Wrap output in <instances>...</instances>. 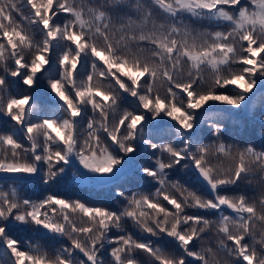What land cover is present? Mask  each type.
Masks as SVG:
<instances>
[{
  "label": "snow or ice",
  "instance_id": "snow-or-ice-1",
  "mask_svg": "<svg viewBox=\"0 0 264 264\" xmlns=\"http://www.w3.org/2000/svg\"><path fill=\"white\" fill-rule=\"evenodd\" d=\"M0 264H264V0H0Z\"/></svg>",
  "mask_w": 264,
  "mask_h": 264
},
{
  "label": "trees",
  "instance_id": "trees-1",
  "mask_svg": "<svg viewBox=\"0 0 264 264\" xmlns=\"http://www.w3.org/2000/svg\"><path fill=\"white\" fill-rule=\"evenodd\" d=\"M220 107H226V106L221 105ZM71 177H72V170H69L68 171V176H67V178L65 180V184H69V181L71 180ZM70 189L78 190L77 186L69 185V188L61 187L59 189V191L61 193H63V192L68 191ZM38 192H41V189H37V188H35L33 186H28L27 187V191H26L25 194L26 195H32L33 198H35V194L38 193ZM112 194H114V190L110 192L108 188L95 189L94 192H93V195L89 199V202L90 203H92V202L110 203L112 207H116V202L115 201H108L107 200V196L108 195H112ZM27 235H31V233H29ZM141 258L143 259V257H141Z\"/></svg>",
  "mask_w": 264,
  "mask_h": 264
}]
</instances>
